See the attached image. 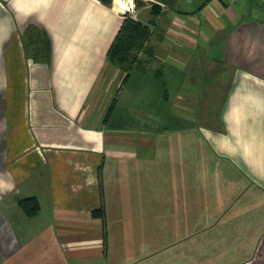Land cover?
Listing matches in <instances>:
<instances>
[{"label":"crops","instance_id":"0c3cea01","mask_svg":"<svg viewBox=\"0 0 264 264\" xmlns=\"http://www.w3.org/2000/svg\"><path fill=\"white\" fill-rule=\"evenodd\" d=\"M139 1L110 98L116 6L0 0V264H264V8Z\"/></svg>","mask_w":264,"mask_h":264},{"label":"trees","instance_id":"16d2710c","mask_svg":"<svg viewBox=\"0 0 264 264\" xmlns=\"http://www.w3.org/2000/svg\"><path fill=\"white\" fill-rule=\"evenodd\" d=\"M102 1L104 3H110L108 0ZM122 15V23L107 51L106 57L109 63H113L122 67L126 65V72L124 75L125 77L133 67L145 63V60L152 55L153 48L151 49V53H148V57L143 61L133 63L130 60L131 51L136 47L138 42L144 40L149 35L151 29L149 24L143 23L142 21L134 18L130 13H122ZM18 203L24 210V213L28 216H34L39 211L38 201L34 197L21 199L18 201ZM94 213L99 214L102 212L100 210L95 211Z\"/></svg>","mask_w":264,"mask_h":264},{"label":"rangeland","instance_id":"374dc122","mask_svg":"<svg viewBox=\"0 0 264 264\" xmlns=\"http://www.w3.org/2000/svg\"><path fill=\"white\" fill-rule=\"evenodd\" d=\"M110 3H112L121 13H130L133 12V9H136L140 7L141 3L139 0H108ZM261 3H260V2ZM259 4L264 8V3H262L261 0H259ZM151 9L154 11V13L159 16L162 14V10L159 8L151 7ZM151 31L149 35L142 41L138 42L136 47L131 51L130 53V60L133 63H138L139 61H143L148 57V53H151V49L153 48L152 41L153 38H156L155 34V26L150 24ZM35 38V35L33 36ZM41 41V40H40ZM43 44V40L41 41ZM44 48V44H43ZM153 53V52H152ZM125 67L118 66L113 63H109L106 72L102 78V81L100 82L102 91L109 93L110 98L115 96L117 93L118 88L120 87V84L122 82V79L125 75Z\"/></svg>","mask_w":264,"mask_h":264},{"label":"clouds","instance_id":"9594fccd","mask_svg":"<svg viewBox=\"0 0 264 264\" xmlns=\"http://www.w3.org/2000/svg\"><path fill=\"white\" fill-rule=\"evenodd\" d=\"M14 189L13 183H7L5 181H0V194H6Z\"/></svg>","mask_w":264,"mask_h":264},{"label":"built area","instance_id":"2783aa9c","mask_svg":"<svg viewBox=\"0 0 264 264\" xmlns=\"http://www.w3.org/2000/svg\"><path fill=\"white\" fill-rule=\"evenodd\" d=\"M262 2L264 3V0H262Z\"/></svg>","mask_w":264,"mask_h":264}]
</instances>
